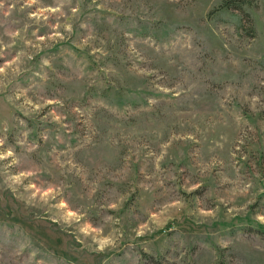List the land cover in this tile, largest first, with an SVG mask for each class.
I'll return each instance as SVG.
<instances>
[{"label": "rangeland", "instance_id": "374dc122", "mask_svg": "<svg viewBox=\"0 0 264 264\" xmlns=\"http://www.w3.org/2000/svg\"><path fill=\"white\" fill-rule=\"evenodd\" d=\"M222 1L0 0V264H264V0Z\"/></svg>", "mask_w": 264, "mask_h": 264}, {"label": "trees", "instance_id": "16d2710c", "mask_svg": "<svg viewBox=\"0 0 264 264\" xmlns=\"http://www.w3.org/2000/svg\"><path fill=\"white\" fill-rule=\"evenodd\" d=\"M250 4L249 0H223L218 9L237 10L244 13V6ZM248 18V15L245 14Z\"/></svg>", "mask_w": 264, "mask_h": 264}]
</instances>
